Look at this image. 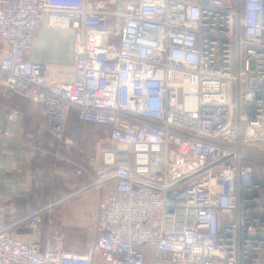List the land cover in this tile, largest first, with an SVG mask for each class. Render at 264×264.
Segmentation results:
<instances>
[{"label": "built area", "instance_id": "obj_1", "mask_svg": "<svg viewBox=\"0 0 264 264\" xmlns=\"http://www.w3.org/2000/svg\"><path fill=\"white\" fill-rule=\"evenodd\" d=\"M45 25L66 33L67 78L29 56ZM0 86L67 146L71 113L108 127L85 250L0 223V264H264V0H0Z\"/></svg>", "mask_w": 264, "mask_h": 264}, {"label": "crops", "instance_id": "obj_2", "mask_svg": "<svg viewBox=\"0 0 264 264\" xmlns=\"http://www.w3.org/2000/svg\"><path fill=\"white\" fill-rule=\"evenodd\" d=\"M103 3L88 0L94 8ZM64 37L62 30L45 25L37 31L29 56L48 62L50 70L59 72L60 64L50 59L62 58ZM12 109L19 111V122L7 136V116ZM67 121L66 128L75 140L71 147L47 131L37 103L0 86V223L14 224V235L26 241L44 243L48 237L60 235L67 250L82 252L94 236L98 203L108 190V184H101L99 175L89 167L90 155L95 156L98 148L108 144V132H104L108 127L83 122L75 113ZM87 129L97 131L94 136L100 139L93 152L85 149ZM78 168L82 173H76ZM39 210H45V214L38 230L20 223Z\"/></svg>", "mask_w": 264, "mask_h": 264}, {"label": "rangeland", "instance_id": "obj_3", "mask_svg": "<svg viewBox=\"0 0 264 264\" xmlns=\"http://www.w3.org/2000/svg\"><path fill=\"white\" fill-rule=\"evenodd\" d=\"M66 34V33H65ZM68 40V39H67ZM67 40H65V45H64V48H63V46H61L60 47V49H61V52L63 53V55H61L62 56V58H58L57 60L56 59H50V61L51 62H56V63H59L60 64V70H59V73H60V75H61V78H67V74H70L71 72H72V70H73V67H72V62H71V60H70V56H71V52H69V49H68V47H67ZM64 57V58H63ZM67 123H68V121L66 122V126H65V134L68 136V137H70V138H72V139H74V137H73V133H71V132H69L68 130H67ZM46 125V124H45ZM97 125H99V124H97ZM104 126V125H103ZM46 128H47V125H46ZM95 129H101V128H96V127H94ZM106 130V129H105ZM47 131H48V128H47ZM49 132V131H48ZM104 132H108V131H104ZM95 133H97V131H95V130H93V129H87V130H85V133H84V135H85V140H86V146H85V149L88 151V152H93V149H95V144H99L100 143V139H99V136H97V137H95L94 136V134ZM74 142H75V140H74ZM93 146V147H92ZM90 157H93V155H90ZM264 165V164H263ZM262 164H258V166H257V171H259L260 169H263L264 168V166H263ZM260 177H263L264 178V174L263 175H260ZM58 223H60V222H58ZM60 226V225H59ZM62 227V226H61ZM61 227H59L60 229H61ZM59 230V229H58ZM84 234H86V233H84ZM83 234V235H84ZM82 235V236H83ZM76 236H78V235H76ZM81 235H79V237H80V240H84V236L82 237ZM70 238L72 239L73 237L72 236H70ZM69 238V239H70ZM70 239V240H71ZM76 241V240H75Z\"/></svg>", "mask_w": 264, "mask_h": 264}]
</instances>
